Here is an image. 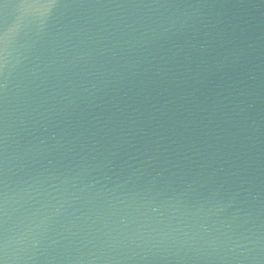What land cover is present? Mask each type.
<instances>
[{
    "label": "water",
    "instance_id": "water-1",
    "mask_svg": "<svg viewBox=\"0 0 264 264\" xmlns=\"http://www.w3.org/2000/svg\"><path fill=\"white\" fill-rule=\"evenodd\" d=\"M0 264H264V0H0Z\"/></svg>",
    "mask_w": 264,
    "mask_h": 264
}]
</instances>
